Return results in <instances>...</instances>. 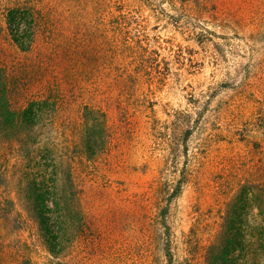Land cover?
<instances>
[{
    "label": "rangeland",
    "instance_id": "374dc122",
    "mask_svg": "<svg viewBox=\"0 0 264 264\" xmlns=\"http://www.w3.org/2000/svg\"><path fill=\"white\" fill-rule=\"evenodd\" d=\"M38 1L36 47L24 54L0 32V58L31 94L58 100L64 124L79 127L90 104L110 133L78 167L88 230L65 264H166L159 214L182 176L167 216L174 263L203 264L228 201L262 179L264 0ZM117 10L122 44L144 53L116 52Z\"/></svg>",
    "mask_w": 264,
    "mask_h": 264
},
{
    "label": "trees",
    "instance_id": "16d2710c",
    "mask_svg": "<svg viewBox=\"0 0 264 264\" xmlns=\"http://www.w3.org/2000/svg\"><path fill=\"white\" fill-rule=\"evenodd\" d=\"M0 6V32L17 50L30 53L43 21L40 2L0 0ZM126 19L118 10L110 18L116 52L144 53L141 44H122ZM31 92L0 58V264H38L33 256L40 251L49 258L47 264H65L67 251L88 230L78 167L106 153L110 133L105 113L94 106L83 108L75 129L61 121L58 100ZM184 183L182 176L159 214L166 264H175L167 216ZM203 264H264V164L262 179L243 184L228 201Z\"/></svg>",
    "mask_w": 264,
    "mask_h": 264
}]
</instances>
